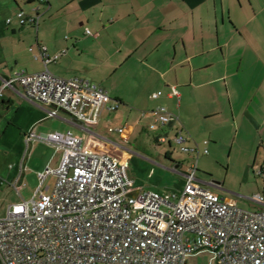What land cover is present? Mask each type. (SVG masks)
Wrapping results in <instances>:
<instances>
[{
    "label": "crops",
    "instance_id": "crops-1",
    "mask_svg": "<svg viewBox=\"0 0 264 264\" xmlns=\"http://www.w3.org/2000/svg\"><path fill=\"white\" fill-rule=\"evenodd\" d=\"M37 2L0 0V86L16 72L46 69L97 85L119 108L104 109L91 130L112 140L119 134L109 130L124 128L126 143L143 129L144 114L164 108L179 118L164 134L172 138L182 132L188 146H198L199 156L206 148L209 155V146L215 150L231 143L230 159L243 165L245 181L251 173L261 178L258 194L264 196V175L258 174L264 166V0ZM21 10L38 17V27L21 25ZM41 47L47 49L44 59ZM21 90L19 85L4 90L0 101V186L14 192L21 173L32 195L38 175L56 169L61 158L44 164L30 160L23 150L26 137L75 129L67 113L49 118V109L24 100ZM42 146L53 147L40 141L30 147L35 154ZM106 150L131 158L110 145ZM213 190L222 197L221 187ZM224 198L244 210L264 211L250 200L246 205Z\"/></svg>",
    "mask_w": 264,
    "mask_h": 264
},
{
    "label": "built area",
    "instance_id": "built-area-1",
    "mask_svg": "<svg viewBox=\"0 0 264 264\" xmlns=\"http://www.w3.org/2000/svg\"><path fill=\"white\" fill-rule=\"evenodd\" d=\"M17 18L21 25H39L38 17L28 18L23 10ZM46 50L41 47L43 59ZM17 85L24 100L49 109V118L67 113L75 130L30 132L26 137V152L33 141H40L62 157L56 169L38 175L39 186L29 199L23 198L28 189L21 173L13 182L19 201L0 217V264H188V255L204 250L214 254L216 264H264V211L241 209L213 190L219 184L204 186L197 179L198 146H188L182 132L172 138L163 133L178 116L158 108L144 114L143 129L154 135L156 144L197 154L184 175L181 195L131 192L128 161L106 150L110 145L132 157L123 147L129 138L126 130H109L119 134L117 142L91 130L104 109L119 108L118 103L110 105L112 98L104 89L59 78L47 69L23 71L3 79L0 101L4 90L15 91ZM203 153L208 154L207 148ZM258 174L264 175V166ZM50 177L55 178L53 188L47 185ZM249 200L264 206L261 194Z\"/></svg>",
    "mask_w": 264,
    "mask_h": 264
},
{
    "label": "rangeland",
    "instance_id": "rangeland-1",
    "mask_svg": "<svg viewBox=\"0 0 264 264\" xmlns=\"http://www.w3.org/2000/svg\"><path fill=\"white\" fill-rule=\"evenodd\" d=\"M153 136L148 130L140 128L134 138L123 145L127 151L132 153V157L128 160V175L134 182L131 192L154 191L162 195L176 193L180 196L184 187V175L196 162L197 156L182 153L177 145L156 144ZM111 138L114 142L119 140L115 136ZM34 148L30 147L27 152L25 148L23 150L26 152V157L29 156L30 160L31 158L34 161L37 160V164H44L50 158L58 161L62 157L61 151L50 146L38 147L35 154ZM19 151L17 147L14 148V153ZM209 151V155L199 156L197 179L206 184L211 182L219 184L223 189L221 191L223 198L231 196L240 203L248 205L249 199L258 195L259 186L262 191L261 178L251 173L250 181L243 179L240 168L243 165L237 163L235 157L230 159L231 143L221 144L215 150L209 146ZM167 154H170V157H167ZM177 166H181L179 173L175 172ZM37 184L38 182L31 188L34 190ZM54 184L55 178L50 177L47 185L53 188ZM30 197L31 190L29 189L23 194V198L29 199ZM18 201L19 197L15 191H11L7 186H0V217H4L9 206ZM187 263L216 264V261L212 252L204 250L188 255Z\"/></svg>",
    "mask_w": 264,
    "mask_h": 264
},
{
    "label": "trees",
    "instance_id": "trees-1",
    "mask_svg": "<svg viewBox=\"0 0 264 264\" xmlns=\"http://www.w3.org/2000/svg\"><path fill=\"white\" fill-rule=\"evenodd\" d=\"M167 157H168V155H167Z\"/></svg>",
    "mask_w": 264,
    "mask_h": 264
}]
</instances>
